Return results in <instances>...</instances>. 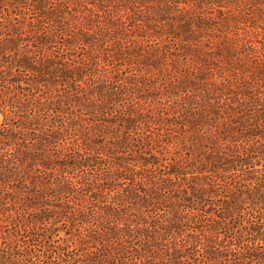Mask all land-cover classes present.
<instances>
[{"label": "trees", "instance_id": "16d2710c", "mask_svg": "<svg viewBox=\"0 0 264 264\" xmlns=\"http://www.w3.org/2000/svg\"><path fill=\"white\" fill-rule=\"evenodd\" d=\"M32 1L38 34L0 58V191L19 185L29 205L26 245L6 264H264V96L246 75L243 91L234 74L214 77L205 96L215 103L164 100L145 80L144 64L178 62L171 39L155 50L146 38L167 26L189 41L193 24H207L201 15L179 0ZM79 11L103 25L66 30ZM127 22L137 29L130 45ZM14 27L12 45L24 34ZM111 36L143 65L105 63ZM176 113L198 130L209 122L214 144L178 155L161 124H177Z\"/></svg>", "mask_w": 264, "mask_h": 264}, {"label": "rangeland", "instance_id": "374dc122", "mask_svg": "<svg viewBox=\"0 0 264 264\" xmlns=\"http://www.w3.org/2000/svg\"><path fill=\"white\" fill-rule=\"evenodd\" d=\"M6 1L11 2L6 6L10 10L13 7L18 9V14L7 11L0 4V58L4 54L12 53L10 51L15 47H18L20 51L28 39H34V35L38 34L40 19L43 18V15L34 8L32 0H24L26 3H20L19 6L16 4V1L19 2V0ZM179 1V7L185 8L182 11L193 12L195 19L201 15V18L207 24L201 27L193 24L198 33L192 34L189 41H185L180 34L169 33L170 30L167 26L163 27L159 34L160 36L157 35L158 37L152 39L146 38V40L150 39L146 43H151L152 49L155 50H163L164 44L169 42L167 39H171L170 42L174 44V54L176 55L172 56V58L178 61L170 60L168 64L161 65L157 69H155L154 65L144 64L147 76L145 80L151 83V89L154 90L155 94L162 96L164 100H168L170 96L181 98L196 96L200 103L209 101L215 103L218 98L213 99L210 90L209 97L211 98H207L205 91H208L209 87L211 89L212 81L217 80L214 77L224 73L225 77L230 79L234 74L233 76H236L242 91L246 87V81L243 76L246 75L248 81H251L248 85L251 84L254 95L261 94L264 96V0ZM78 14L81 18L76 21L70 19L66 30L78 32L83 29V31H87L86 27L88 26L86 24L88 23H91V26L97 29L98 25H103L105 20L101 15V17L95 16L92 21L86 22L83 18L84 16H82L84 13L79 11ZM67 16L70 18L68 14ZM162 23L164 25L166 22ZM15 24L24 31L19 43L16 44L17 46L6 43L5 40L8 33H14ZM126 24L129 29H127L123 42L130 45L133 42H131V39H134L133 31L137 29L130 26L129 22ZM174 24L175 26L179 25L178 22H174ZM146 30L145 35L155 33L154 29L146 28ZM13 36L15 37L17 34H13ZM133 45L132 51L134 49ZM105 46L108 48L105 51V56L108 59L105 63L119 61L123 65L118 67L123 68L128 62H132L136 58L137 61L133 62L132 65H143L141 61L139 64V57L132 56L133 59L130 60L126 58L128 54L125 51L122 53L118 52L117 44L113 41L112 36L108 38ZM95 52L99 54L101 52L104 55V51L99 50L97 46L95 47ZM155 55L153 54V56ZM159 55H162L164 60L162 51H160ZM150 69L155 71L156 75L148 73ZM171 78L176 80L174 85L171 82ZM157 86L161 88L157 89ZM232 90H236V88L232 87ZM258 90H260V93H258ZM145 93L148 94L147 91ZM139 96L142 97L137 96V101L142 99L143 102L145 96L140 94ZM175 115H173L174 120L172 122L175 123L177 121V124L170 123L167 125L166 122L161 123V120H157L154 126L157 127V123H161L165 128H172L168 138L176 141L173 149L179 151L178 155L194 158L207 146L214 144V140L210 136L213 133L211 131H215L216 128L208 124L209 122L205 119L197 121V123L201 124L198 130L195 126L190 127L188 123H185V119L180 117L181 114L176 113ZM210 117H207V119H210ZM3 119L4 117L0 113V123ZM168 119L170 118H165V120ZM152 122L150 120L149 123L151 124ZM234 130L237 131V128ZM225 139L228 142L229 137L227 136ZM6 189V191H0V264L16 261L19 258L18 248L22 249L26 245L22 224L23 216L27 215V209H29V205H25L26 192L23 191L25 189L20 188L16 184ZM62 237H66L64 232H62Z\"/></svg>", "mask_w": 264, "mask_h": 264}]
</instances>
